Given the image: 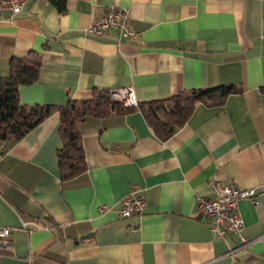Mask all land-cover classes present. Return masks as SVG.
Masks as SVG:
<instances>
[{
    "label": "crops",
    "instance_id": "crops-1",
    "mask_svg": "<svg viewBox=\"0 0 264 264\" xmlns=\"http://www.w3.org/2000/svg\"><path fill=\"white\" fill-rule=\"evenodd\" d=\"M65 7L59 13L47 0H27L18 15L0 17V77L12 58L40 57L38 80L19 87L21 104L61 106L127 86L138 103L217 85L241 92L220 105L197 104L165 141L137 109L85 118L87 169L65 181L56 111L19 140L0 141V227L13 229L0 264H264V0H66ZM111 7L127 10L135 36L85 32ZM214 181L256 192L257 203L238 204L249 243L234 260L195 205ZM133 185L144 210L121 218L114 210ZM101 205L111 209L98 212ZM226 241L239 243L232 234Z\"/></svg>",
    "mask_w": 264,
    "mask_h": 264
},
{
    "label": "trees",
    "instance_id": "trees-1",
    "mask_svg": "<svg viewBox=\"0 0 264 264\" xmlns=\"http://www.w3.org/2000/svg\"><path fill=\"white\" fill-rule=\"evenodd\" d=\"M47 1L57 12L65 11L66 0ZM40 67V57L37 55L12 58L8 75L0 77V141L19 140L56 111L59 116V146L56 149V157L62 181L71 179L87 169L79 132V126L87 117L124 115L137 109L152 133L159 140L165 141L187 122L197 104L220 105L229 95L241 92L240 88L234 85L184 89L164 99L141 102L136 107H125L111 101L108 91L95 90L90 100H68L61 106L21 104L19 87L35 83ZM260 89L264 92V86Z\"/></svg>",
    "mask_w": 264,
    "mask_h": 264
},
{
    "label": "built area",
    "instance_id": "built-area-1",
    "mask_svg": "<svg viewBox=\"0 0 264 264\" xmlns=\"http://www.w3.org/2000/svg\"><path fill=\"white\" fill-rule=\"evenodd\" d=\"M27 0H0V17L8 19L18 15ZM109 30L117 33L118 39L135 36L133 25L129 22L126 9L109 8L105 14L92 22L85 30L87 34L100 36ZM109 99L125 107H136L138 105L134 89L130 86L116 90L108 91ZM242 199H249L257 203L256 192L254 189H240L234 182L224 185L214 181L211 186L209 196L198 195L195 197L197 212L209 220V232L218 239L224 240L227 245L226 255L232 260L235 258V252L248 245V241L243 235V219L239 214L238 204ZM145 207L144 198L139 194V188L136 185L131 186L127 195H125L115 208V213L121 218L131 217L142 214ZM111 209L106 205L97 208L98 212H105ZM27 222H21L20 229L29 232ZM36 228L39 226L34 223ZM12 232L10 227H0V249L9 247L12 244ZM232 234L238 237L239 243L230 246L226 241V235ZM261 238L264 239V231Z\"/></svg>",
    "mask_w": 264,
    "mask_h": 264
}]
</instances>
